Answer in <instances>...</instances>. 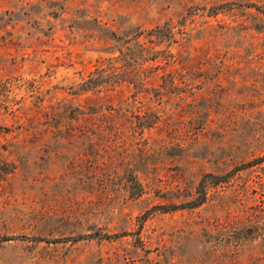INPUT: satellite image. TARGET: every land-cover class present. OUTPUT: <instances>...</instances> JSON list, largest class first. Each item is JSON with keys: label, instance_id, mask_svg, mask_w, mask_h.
I'll use <instances>...</instances> for the list:
<instances>
[{"label": "rangeland", "instance_id": "374dc122", "mask_svg": "<svg viewBox=\"0 0 264 264\" xmlns=\"http://www.w3.org/2000/svg\"><path fill=\"white\" fill-rule=\"evenodd\" d=\"M0 264H264V0H0Z\"/></svg>", "mask_w": 264, "mask_h": 264}, {"label": "trees", "instance_id": "16d2710c", "mask_svg": "<svg viewBox=\"0 0 264 264\" xmlns=\"http://www.w3.org/2000/svg\"><path fill=\"white\" fill-rule=\"evenodd\" d=\"M158 29V28H157ZM167 30L171 31V25H167ZM158 31V30H157ZM147 51V49L145 48V52ZM174 54L171 52V51H167L164 55L165 59L169 62L170 58L171 60L173 61L174 60ZM204 201V195H202L201 198L199 199H196L195 201H192L191 202V206H194V205H198L200 203H202ZM180 204H183V203H179V204H169V205H159L158 207L159 208H162V210H172V209H175L179 206H182Z\"/></svg>", "mask_w": 264, "mask_h": 264}]
</instances>
